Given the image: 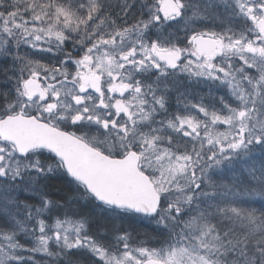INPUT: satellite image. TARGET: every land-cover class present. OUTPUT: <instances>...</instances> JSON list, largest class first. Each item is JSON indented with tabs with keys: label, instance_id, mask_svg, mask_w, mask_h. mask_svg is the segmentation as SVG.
Here are the masks:
<instances>
[{
	"label": "snow or ice",
	"instance_id": "snow-or-ice-1",
	"mask_svg": "<svg viewBox=\"0 0 264 264\" xmlns=\"http://www.w3.org/2000/svg\"><path fill=\"white\" fill-rule=\"evenodd\" d=\"M0 264H264V0H0Z\"/></svg>",
	"mask_w": 264,
	"mask_h": 264
}]
</instances>
